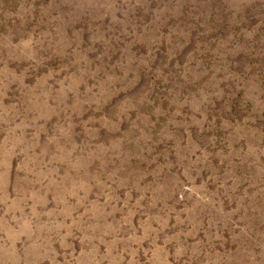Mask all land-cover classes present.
<instances>
[{
	"label": "rangeland",
	"instance_id": "rangeland-1",
	"mask_svg": "<svg viewBox=\"0 0 264 264\" xmlns=\"http://www.w3.org/2000/svg\"><path fill=\"white\" fill-rule=\"evenodd\" d=\"M0 264H264V0H0Z\"/></svg>",
	"mask_w": 264,
	"mask_h": 264
}]
</instances>
